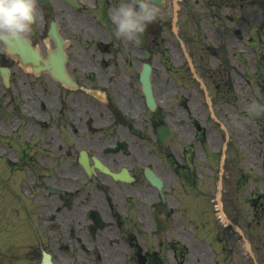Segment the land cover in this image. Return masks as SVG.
<instances>
[{
    "label": "flooded vegetation",
    "instance_id": "obj_1",
    "mask_svg": "<svg viewBox=\"0 0 264 264\" xmlns=\"http://www.w3.org/2000/svg\"><path fill=\"white\" fill-rule=\"evenodd\" d=\"M161 1L128 41L111 20L127 0H37L27 38L0 44V190L18 216L0 264H40L42 251L53 264H180V239L211 235L204 206L218 191L220 229L198 256L264 264V114L244 122L239 45L225 43L226 69V28H186L182 0L174 34V0ZM250 67L246 93L264 104V59Z\"/></svg>",
    "mask_w": 264,
    "mask_h": 264
},
{
    "label": "clouds",
    "instance_id": "obj_2",
    "mask_svg": "<svg viewBox=\"0 0 264 264\" xmlns=\"http://www.w3.org/2000/svg\"><path fill=\"white\" fill-rule=\"evenodd\" d=\"M160 9L155 0H127L112 10L113 35L117 39L134 40L154 22ZM39 17L37 0H0V44L20 41L32 32ZM249 115L264 114V104L253 102Z\"/></svg>",
    "mask_w": 264,
    "mask_h": 264
},
{
    "label": "rangeland",
    "instance_id": "obj_3",
    "mask_svg": "<svg viewBox=\"0 0 264 264\" xmlns=\"http://www.w3.org/2000/svg\"><path fill=\"white\" fill-rule=\"evenodd\" d=\"M189 1H191L192 3H197L194 7L198 9L201 14L199 21L203 27V30L205 28L208 29L207 32L212 34L213 37L217 32L220 34L222 27L227 28V30L229 31L228 33L234 31L235 29H239L243 34L242 43L244 42V44L246 45L247 43H249L248 38L253 34L254 29L257 28L258 25H262L264 30V0H226L227 8L221 11L215 10L212 7H204L201 0ZM202 6L204 7V9ZM215 37L218 38L217 35H215ZM246 71L250 73L248 69H246ZM253 102L254 99L247 98L244 99L243 104L245 108H248L249 105ZM10 202V200H7L6 195L2 191H0L1 219L6 220L15 217V211H13V208L7 205ZM209 206H205L208 209V212L205 214V220L206 222H210L213 225L214 220ZM210 230L212 231V234H207V238H210L211 236L216 237V235H214V231L217 230ZM199 235L201 236L202 234L199 233ZM202 236H204V234ZM202 244L203 243H201L200 245ZM186 245L191 246L193 245V243H186ZM198 255L199 253L196 250L195 252H191L190 257L188 258L190 264H196L195 262H198V264H200L198 261Z\"/></svg>",
    "mask_w": 264,
    "mask_h": 264
}]
</instances>
